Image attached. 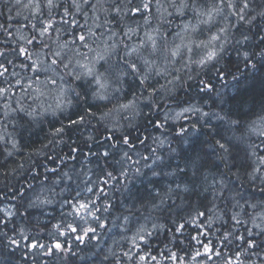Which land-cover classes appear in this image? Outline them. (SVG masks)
Returning a JSON list of instances; mask_svg holds the SVG:
<instances>
[{"label": "snow or ice", "instance_id": "obj_1", "mask_svg": "<svg viewBox=\"0 0 264 264\" xmlns=\"http://www.w3.org/2000/svg\"><path fill=\"white\" fill-rule=\"evenodd\" d=\"M11 2L9 12L11 13L14 8L16 17L22 20L18 21L19 27L15 33L9 31L10 26L0 24V35L10 38L13 42L10 46L9 39L0 40V144L3 145L6 156L11 157L20 151L15 136L7 131L10 122L21 126L25 124L39 126L49 117L60 119L59 114H64L69 117L68 124L66 126L63 120H60V126L55 127L49 144L54 146L61 142L68 129L73 126L86 128L95 123L97 127L94 131L100 133L103 139L92 135H89L88 139L96 140L101 146L112 141L113 143L109 145L111 148H120L122 152L120 174L127 180L134 166H137L135 172L140 174L138 165L141 159L148 161L151 158L150 155H143L136 150L137 143L145 145L147 142V137L141 139L139 135L132 134L133 130L139 131L134 123L137 117L144 116L148 121L146 127L156 129H166L176 125L178 121H184L185 123L178 125L179 130L175 135L185 142L189 136L196 134L195 131L189 132L186 123L191 121L190 126L193 130L198 125L212 129L215 127L212 120H216L233 135L226 142L218 131L205 132L208 148L224 161L225 167L231 171L232 167H235L229 159L233 148L246 145L245 165H242L250 169L245 173L246 179L252 185L259 181L260 191L264 193V110L256 114L257 119L254 120L231 118L223 109L218 112L205 110L202 102L213 91L214 85L210 81L200 80L199 93L202 95L198 98L191 95V88L188 85L189 81L195 80L210 68L215 69V75L219 79H225L226 74H230L229 68L227 65L218 66L224 54L229 48L244 46L257 39L258 51L252 53L247 50L243 53H239L238 49L237 51L243 57L245 68L253 70V76L260 72L264 67V35L256 32L249 36L245 32H240L242 39H239L233 28L239 31L240 24H252L257 16L264 17V5L258 6L261 10L253 14L249 0H241L240 3L237 0H212L211 5L205 7L199 6L197 0H140L139 3H135V0H127L126 3H122L121 0H71L70 4L68 0H63V3L61 0H11ZM58 7H63V15L59 21L54 19ZM129 15L141 16L143 23L137 21L135 27L124 23L122 29L119 28V23ZM79 16H83V24L77 18ZM230 17L236 18V24L232 23ZM9 19L13 17L10 15ZM177 19L180 20L179 23H176ZM114 25H117L116 29ZM205 35L206 38H200ZM169 37L172 39L169 40ZM9 56L13 59H9ZM256 57H259L258 62ZM10 67L19 70L10 71ZM129 77L135 84L131 98H128L129 94L124 89ZM233 79L236 80V77ZM137 80L138 83H135ZM161 80L165 82L160 83ZM239 83L237 80V84ZM186 88L184 98L181 99L177 93ZM136 89L139 90V95ZM169 99L176 103L179 110L165 108L161 122V101ZM194 100L198 102H193ZM223 102L221 98V103ZM213 103L215 104V100ZM144 108L149 110L147 114L143 112ZM69 109H74L75 118H72ZM169 121L172 122L171 125ZM101 129L107 135H103ZM173 130L175 131L174 127ZM156 139L153 137L154 141ZM163 143L164 141L160 140L157 147ZM46 147L48 145H44L33 154L39 156ZM70 151L79 153L80 148L73 146ZM156 151L157 148L151 149L152 153ZM133 152L139 159H133ZM86 155L102 156L105 163H108L111 153L107 150L103 153L92 152L89 149ZM48 158L51 159L50 156ZM71 158L76 159L75 156ZM128 161L132 163L128 164ZM20 167L23 168V165ZM145 167L151 169L154 176L157 175L152 165L145 164ZM191 167L190 181L182 188L178 185L175 190L169 189L160 196L159 204L152 203L150 211L165 212L174 207L175 201L171 205L166 203L173 195L184 193L186 198L190 197L197 191L196 186L203 177L204 199H207L206 194L211 189L213 200L209 202L211 207L203 205L201 200L197 201L194 208L197 218L205 217L208 212L213 211L217 207L215 201L220 200L224 202L221 211L225 217L230 213V220L235 225L251 224V227L246 229L249 237L247 240L236 235L235 228L222 237L227 243H232L233 240L246 242L247 249H244L243 253L237 250L235 260L229 259L226 262L243 264L241 256L260 247L252 237L264 236V203H253L252 200L246 199L231 180L217 181L213 177L214 182L207 184L208 176L203 172L204 163L199 156L191 161ZM50 171L55 172V169ZM181 171L184 172L185 169ZM236 177L241 180L243 188L244 179L239 172L236 173ZM63 178L72 179L68 172L63 173L61 179ZM112 180H117V177L113 171H108L106 177L99 183L107 184ZM85 191L93 193L95 190L86 183ZM103 192L104 189L100 188L96 193L97 199ZM17 197V203L13 206L15 211L0 209L3 213L0 216V226L7 228L8 223L14 221L21 212L27 214L29 209L51 202L47 198L40 199L39 195H36L35 199H29L23 190L13 193V198ZM65 205L70 208L69 216L84 219L85 222L87 217H91L99 222L101 228L104 224L97 213L102 210L107 212L111 207L110 204H105L101 209L91 196L81 199L79 190L75 196L66 198ZM202 205L204 210H201ZM189 207H193L191 203ZM123 219L125 226L131 222L127 215ZM216 219H219V216ZM144 220L151 221L152 217L144 216ZM192 222L195 223L194 220ZM212 223V219L209 218V228ZM164 226L163 223L157 224L153 221L152 229H149L146 223H140L137 218L135 232L130 238L131 247L122 253V257H117V264H123V258L132 261L137 256L139 259L136 264L144 262L145 255L133 252L132 249L143 244L150 247V238L155 230ZM184 227V224H180L176 231L180 232ZM68 228L77 233L76 238L81 243L86 237L89 240L95 239L96 229L93 227L83 229L82 235L79 234L81 231L79 225L73 227L72 223H69ZM89 233L92 235L89 236ZM192 239L200 243L197 237L194 236ZM10 244L19 246L15 239H10ZM37 246L32 244L31 248L35 249ZM54 247L57 250L61 249L59 243ZM240 247L242 245L238 246ZM204 248L205 254L221 255L209 244L204 245ZM51 252L52 250L48 249V253ZM199 255L201 253L197 251L196 256ZM208 258L212 259V255ZM151 259L155 260L156 257L152 256ZM172 259L176 261L180 258L172 253Z\"/></svg>", "mask_w": 264, "mask_h": 264}, {"label": "trees", "instance_id": "obj_2", "mask_svg": "<svg viewBox=\"0 0 264 264\" xmlns=\"http://www.w3.org/2000/svg\"><path fill=\"white\" fill-rule=\"evenodd\" d=\"M68 2L70 4L71 0H68ZM121 2L126 3L127 0H121ZM139 2L140 0H135V3ZM237 2L240 3L241 0H237ZM61 3H63V0H61ZM197 3L199 6L205 7L210 6L212 0H197ZM249 3L251 5L250 10L255 14V12L261 10L258 6L264 5V0H249ZM11 7V0H0V24H3L5 27L10 26L9 31L15 33L16 28L19 27L18 21H21L22 18L16 17L14 8L10 13L9 8ZM55 11L57 14L54 19L59 21L63 15V7H58ZM10 15L13 17L11 20L9 19ZM190 17L191 12H189ZM77 18L81 24L84 23L83 16ZM230 20L233 24H236L235 17H230ZM137 21L142 24V17L139 15L136 17L126 16L124 21L119 23V28L122 29V24L124 23L133 24L130 26L135 27V22ZM179 22L180 20L177 19L176 23ZM193 23H195V20H193ZM116 28L117 25H114V29ZM173 31H175V28H173ZM233 31L239 39H242L239 35L240 32H245L249 36H252L256 32L264 35V17L257 16L252 24H240L239 31L236 28H233ZM53 37L55 38V33ZM200 38H206V35ZM4 39H9L10 46L12 45L13 42L10 38L0 35V40ZM171 39L172 37H169V40ZM258 43L259 41L257 39L244 46L237 45L235 48H229L224 54L220 65H218L221 67L227 65L229 68L230 74H226L225 79H219L215 75V69L210 68L197 76L195 80L188 82L191 88V95L197 98L202 95L199 93L200 80L210 81L214 85L213 91L202 102L205 110L211 109L213 112H218L223 109V112L228 113L231 118H240L241 120L257 119L256 114L264 110V79H262L264 67L253 76V70L251 68H245L243 57L238 54L237 49L239 53H243L245 50L252 53L259 50L256 47ZM9 59H13V57L9 56ZM256 61H259V57H256ZM16 62L19 64V60ZM113 63H115V57L113 58ZM14 70L19 69H12L10 67V71ZM233 77H236V80ZM237 80L240 81L239 84H237ZM135 83H138V80ZM160 83H162V80ZM124 89L129 94L128 98H131V93L135 89L132 78H127ZM186 90L187 88L178 92L177 95L183 99L184 91ZM136 93L139 95L138 89H136ZM221 98L224 101L223 103H221ZM214 100L215 104L213 103ZM193 102L198 101L194 100ZM165 108L178 109L176 103L171 99L161 101V122H163ZM68 111L72 114V118H75L74 109H69ZM148 111L147 108L143 109L145 114ZM59 116L60 119L49 117L39 126L27 124L21 126L20 124L14 125L11 122L8 124L7 131L15 136L17 143L20 145V151L8 157L5 154L3 145L0 144V203H11L10 201H12L13 205H15L18 197L14 199L13 193L18 190H23L27 197L32 199L36 193L48 189L46 194L49 197L53 191L58 190V187L53 189L48 188L52 180L56 178L60 179L65 172H68L73 177L72 172L89 170L92 175L94 174L92 180L97 181V185L94 187L95 191L92 193L95 196L90 195L91 198L97 201V206L101 209L104 208L105 204L111 205L107 212L102 210L98 214L104 217L107 222L114 221L117 225L115 230L109 233L111 237L104 244V246H108L112 243L116 253V257L114 256L116 260L112 259L110 263L106 262L107 264H117V257H122V253L131 247L130 238L135 232L137 218H139L140 223H146L149 229H152L153 221L157 224H165L163 228L155 230L154 235L150 238V247L148 244H143L139 245L138 248L132 249L133 252H139L141 255H145V261L140 262V264H181V261L182 264H226L229 259L235 260L237 250L243 253L244 249H247L246 242L233 240L232 243H227L222 239L228 231H233L235 228L237 230L235 234L243 236L247 240L249 237L246 229L251 227L250 223L235 225L230 220V213L228 217H225L221 211L224 208L223 201L216 200L215 204L217 207L213 211L208 212L205 217H196L194 208L197 201L201 200L203 201V205L211 207L209 202L213 200L211 189L206 194L207 199H204L203 177H201V182L196 186L197 191L190 197L186 198L184 193L173 195L166 203L171 205L175 201L174 207L165 212L150 211L152 203H160L161 195L167 193L169 189H177L178 185L182 188L190 181L192 177L191 161L196 159L197 156L204 163L203 172L208 176L207 184L210 185L214 182L213 177L217 181L221 179L225 181L231 180L234 183V187L239 189L246 199L252 200L253 203H264V199H262L264 193L260 191L259 181H256L255 185L248 182L245 173L250 169H246V166L242 167V165H245L246 153L244 149L246 145L233 148L232 156L229 159L235 167H232L231 171H228L225 167V162L221 161L208 148V144L206 143L207 137L204 135L205 132L218 131L226 142L233 135L231 131H226L225 127L220 126V122L212 120V125L215 126L212 129L198 125L193 130L190 126L191 121H189L185 126L189 127V132L195 131L196 134L189 136L187 142H185L175 135V132L179 130L178 125L185 123L184 121H178L176 125L167 127L166 129H156L155 127H146L148 121L144 116L137 117L134 123L139 131L133 130L132 134L133 136L139 135L141 139L147 137V142L145 145L137 143L136 150L143 155H150L151 158L148 161L141 159L144 167L140 169V174L134 175V179L130 181L128 188L123 192L125 179L124 177L122 179L120 174L122 164H119L116 158V152L120 148H111L109 145L113 143L112 141H108L106 145L101 146L96 140L88 139L89 135L99 137L100 140L103 139L100 133L94 131L97 127L95 123L86 128H76L73 126V128L68 129L61 142H58L54 146L49 144V139L55 127L60 126V120L62 119L66 126L68 124L69 117L67 115L59 114ZM124 123L127 124L126 121ZM171 124L172 122L169 121V125ZM101 131L103 132V129ZM103 135H107V133L103 132ZM153 137L157 139L154 141ZM160 140H163L164 143L157 147ZM214 142L213 140L212 143ZM44 145H48V147L44 148L39 156L33 154ZM73 146H79L80 152L71 153L70 150ZM152 148H157V151L152 153ZM89 149L92 152L99 153H103L105 150L109 151L111 155L108 158V163H105V159L102 156H87L86 153L89 152ZM133 154L136 155L135 152ZM166 155L170 156L168 163L164 161ZM49 156L51 159L48 158ZM72 156H75L76 159H72ZM157 157H160V159H157ZM61 159L63 162H61ZM145 164L152 165L157 175L154 176L153 171L145 167ZM20 165H23V168ZM50 169H55V172L50 171ZM181 169H185V171L182 172ZM108 171H113L117 180L109 181L107 184H100L99 181L106 177ZM237 172L244 179L243 188H241V180H238L236 177ZM222 173H226V175H221ZM71 181L73 182V179ZM217 187H219L218 184ZM69 188L71 190L72 186ZM100 188H103L104 192L100 193L99 199H97L96 193L99 192ZM70 196L72 194L56 197L54 207L46 206L48 215L45 217V220H37L36 213H31L28 216V214L21 212L20 215L15 217L14 221L8 223L7 228L0 226V264H79L81 259L79 258L77 261L76 257L78 254L85 253L87 254V258L80 263H94L91 258L95 255H91V257L89 255L91 254L92 247H88L84 242L81 243L78 241L76 238L77 233H73L68 228L69 223H72L73 227L77 226L73 225L74 221L72 220V216H69L67 211H65L70 208L68 206H62L66 198ZM121 197L122 200H120ZM120 203L125 207L123 210L119 208ZM190 203L193 206L192 208L189 207ZM203 205L201 210H204ZM125 215L129 216L131 221L126 226L123 219ZM148 215L152 217V220L146 222L144 216ZM0 216L2 215L0 214ZM217 216H219V219H216ZM209 218L213 221L211 228L208 227ZM193 220L195 223L192 222ZM180 224H184L185 227L180 232H177L176 228ZM122 227L124 230H122ZM13 228H15V231H13ZM80 228L82 229V227ZM94 228L97 230V223L95 221ZM103 233L104 230H97L95 235L100 238ZM91 235L89 233V236ZM194 236L197 237L200 243L192 239ZM10 239H15L19 246L10 244ZM86 239L89 241L87 237ZM252 239L260 247L249 250L247 255L241 256V260L243 264H264V236L252 237ZM53 241H57L62 248L70 245L72 252L71 255L69 254L70 258L65 255L67 258L62 259L61 256L64 255L51 245ZM32 244L38 246L32 249ZM206 244H209L216 252L221 253V255L205 254L204 245ZM42 245L49 247L46 250H52L51 254H49L51 258L43 257L44 254L41 251ZM239 245H242V247L238 248ZM84 248L87 251L82 252ZM197 251L201 255L196 256ZM172 253H175L180 259L174 261L172 259ZM209 255H212V259L208 258ZM152 256H155L156 259L152 260ZM138 259V256L132 261L123 258V264H136Z\"/></svg>", "mask_w": 264, "mask_h": 264}, {"label": "rangeland", "instance_id": "obj_3", "mask_svg": "<svg viewBox=\"0 0 264 264\" xmlns=\"http://www.w3.org/2000/svg\"><path fill=\"white\" fill-rule=\"evenodd\" d=\"M128 25H133V24H129V23H126ZM121 25V24H120ZM123 25V24H122ZM135 39V38H134ZM177 43H179V40L176 41ZM165 81L162 80V83H164ZM179 109H177L178 111ZM117 162L119 164H122L121 162V156H122V152L121 150L117 151ZM133 159H139V157L137 155H134L133 154ZM140 162H142V160H140ZM132 161H128V164H131ZM135 167L137 166H134L132 171L129 173V178L127 180H125V183H123V192L128 188L129 184H130V181L132 179H134V175H137V173L135 172ZM138 167L140 169H142L144 167V164L143 162L140 163L138 165ZM121 173V172H120ZM73 175L72 179H73V182L71 180H68L67 178H63V179H54L51 181V184H49L48 188L50 189H53L55 187H58V190L57 191H53L52 194L48 197L47 196V192H48V189H46L45 191H41V192H38L36 193L35 195H33L32 199H35V196L36 195H39L40 196V199H45L47 198L49 201H51L50 203H45L41 206H39V209L37 208H34V209H29L28 211V216L31 214V213H36V219L37 220H45V217L48 215V209L46 206H50V207H54L55 206V198L56 197H61V196H65V195H70L72 194V196H75V193L77 190H79L81 192V197L85 198V197H88L90 195H93L92 193H88L85 191V185L86 183L87 184H90L91 186L95 187L97 185V181L95 180H92V177L93 175L91 174V172L89 170H86V171H82V170H77L75 172H72L71 173ZM122 179H123V176H122ZM55 181H60L59 183H55ZM72 186V189L70 190L69 187ZM99 186V185H98ZM95 196V195H93ZM101 196V195H100ZM112 197V196H111ZM113 200V199H111ZM120 200H122V197L120 198ZM116 201V200H115ZM11 203L9 202H2L0 203V209H6V210H11V211H15V208L13 207V203L12 201H10ZM54 202V203H53ZM63 207H65V201L64 203L62 204ZM120 210H123L125 207L122 203H120V206H119ZM65 211H67V213L70 211V209H66ZM1 215H3L2 212H0ZM97 215L100 217L101 219V222H103L104 224V227L101 228L99 226V222L93 220L91 217H87V222H85L84 219H80V218H73L72 217V220L74 221L73 225H79L80 227H82L81 231H80V235L83 234V229H86L88 227H93L94 228V221L97 223V230L99 231H102L104 230V233L102 234V236L100 238H98L96 235H95V239H91V240H87L85 238V241H84V244H86L88 247L91 246L92 247V251H91V255H95L94 257L91 258V260L94 262V263H89V264H107V263H110V261H112V259H115L116 260V256L115 255H112V253H115V250H114V246L111 244H109L108 246H104L105 242L109 240V238L111 237L110 236V232L115 230V228L117 227V225L114 223V221H108L104 218V217H101L98 213ZM96 230V232H97ZM92 234V233H91ZM47 248H49L48 246L46 245H42L41 246V251L43 252V257H49V253H48V250H46ZM45 251H44V250ZM61 254H63L64 256H61V258L63 259H66L67 257L65 255L68 256V258H70V255L72 254L71 252V247L70 245H68L67 247H64L61 249L58 250ZM87 251L86 248H84V250L82 252H85ZM70 254V255H69ZM116 254V253H115ZM99 255V256H98ZM115 256V257H114ZM74 257V256H72ZM98 259H96V258ZM51 258V257H49ZM81 259V261H84L86 260L87 258V254H78V256L76 257L77 261L78 259ZM89 258V256H88ZM88 260V259H87ZM79 262V264H81ZM107 262V263H106Z\"/></svg>", "mask_w": 264, "mask_h": 264}, {"label": "bare ground", "instance_id": "obj_4", "mask_svg": "<svg viewBox=\"0 0 264 264\" xmlns=\"http://www.w3.org/2000/svg\"><path fill=\"white\" fill-rule=\"evenodd\" d=\"M170 156L169 155H166L165 157H164V161H165V163H168V161H170Z\"/></svg>", "mask_w": 264, "mask_h": 264}]
</instances>
